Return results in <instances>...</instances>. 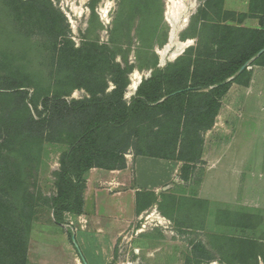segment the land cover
I'll return each mask as SVG.
<instances>
[{
	"label": "rangeland",
	"instance_id": "1",
	"mask_svg": "<svg viewBox=\"0 0 264 264\" xmlns=\"http://www.w3.org/2000/svg\"><path fill=\"white\" fill-rule=\"evenodd\" d=\"M29 1L0 0V75L14 76L29 93L27 111L12 107L10 121L26 118L28 110L36 119L38 112L46 116L42 102L47 96L72 101L91 99L105 87L110 92L115 88V70L122 72L125 100L131 103L139 81L157 72L190 60L209 68L212 60L220 62L210 52L231 54L234 50L226 49L239 43L244 29L259 28L264 11V0H39L67 20L69 31L59 40L60 46L69 39L82 51L63 69L51 59V37L42 31V21L33 20L36 31L27 24V5L21 4ZM14 7L20 9V18ZM173 22L180 30L171 43ZM181 43L187 45L182 54L177 53ZM168 46L163 60L161 53ZM260 56L243 68L241 76L243 69L227 80L231 89L214 127L201 135L202 155L190 165L188 182L171 188L174 195L163 198V209L155 212L165 221L150 217L153 211L136 221L134 230L118 242L112 264H198L192 257L202 247L215 259L208 264H241L227 259L220 237L264 241V59L259 61ZM8 104L7 98L0 99L3 108ZM2 135L0 145L6 138ZM67 149L66 144L38 138H22L7 149L0 146V190L6 188L2 199L23 224L26 240L39 229L53 227L55 174ZM127 155L135 156L136 151ZM162 167V175L169 177L168 167ZM147 173L152 179L155 170ZM222 199L225 203L217 202ZM229 200L255 206L226 204ZM126 204L131 207L130 201ZM247 215L255 230L239 228L236 218ZM259 263L263 264L261 258ZM248 264H256V256Z\"/></svg>",
	"mask_w": 264,
	"mask_h": 264
},
{
	"label": "trees",
	"instance_id": "2",
	"mask_svg": "<svg viewBox=\"0 0 264 264\" xmlns=\"http://www.w3.org/2000/svg\"><path fill=\"white\" fill-rule=\"evenodd\" d=\"M25 5L27 24L36 31L37 24L32 23L33 20L42 21V31L51 37V59L64 69L70 59L82 52L69 39L64 45L59 44L69 31L66 18L48 2L31 0L21 7ZM14 9L20 18V9ZM262 15L259 28L244 29V34L237 39L239 43L226 49H233L231 54L219 49L210 52V56L220 62L212 60L209 68L200 66L198 60H190L173 70L157 72L141 82L131 103L125 100L127 84L121 78L122 72L115 70V88L110 92H106L105 87L91 99L72 101L61 96H47L42 102L46 116L38 112L39 119H36L28 110L26 118L13 117V124L10 121L13 110L9 109L27 111L29 93L14 76L0 75V99L7 98L10 106H0V139L4 136L2 133L6 136L1 143L2 149L15 146L22 138H38L40 142L68 146L60 158V169L55 174L56 194L51 200L57 224L64 223L65 213H83L86 173L93 168L124 169L130 150L136 151L135 156L182 162V179L188 182L193 167L190 165L202 155L201 135L214 127L222 101L231 89L227 80L264 49V11ZM258 59L262 61L264 54ZM4 192L6 188L0 190V264H27L29 238H24L23 224L2 199ZM154 201L151 195L147 203ZM163 203H158L160 211ZM249 221L248 215L241 220L236 218L239 228L255 230ZM220 238L227 259L248 264L249 258L256 256V264H260V258L264 264L261 251L264 241L241 235ZM192 258L198 264L215 260L204 247L196 249Z\"/></svg>",
	"mask_w": 264,
	"mask_h": 264
},
{
	"label": "crops",
	"instance_id": "3",
	"mask_svg": "<svg viewBox=\"0 0 264 264\" xmlns=\"http://www.w3.org/2000/svg\"><path fill=\"white\" fill-rule=\"evenodd\" d=\"M149 159L159 162L156 164ZM126 164L124 169L93 168L86 173L83 213H65L63 224H57L53 219L50 222L52 228L35 231L28 245L27 264H112L118 242L134 230L136 221L149 211H153L150 217H158L155 214L160 211L158 203L165 195H174L170 189L178 183L182 187L187 183L181 179L184 164L179 161L126 155ZM162 166L170 170L169 177L162 175L165 170ZM212 167L216 169L217 166ZM212 167L208 170H213ZM150 169L155 170L152 179L147 173ZM249 174L250 171L248 177ZM247 193L249 196L248 190ZM151 195L155 201L148 204ZM127 201L131 207L127 206ZM228 203L245 208L255 206L249 202L229 200ZM158 218L165 221L163 217Z\"/></svg>",
	"mask_w": 264,
	"mask_h": 264
},
{
	"label": "bare ground",
	"instance_id": "4",
	"mask_svg": "<svg viewBox=\"0 0 264 264\" xmlns=\"http://www.w3.org/2000/svg\"><path fill=\"white\" fill-rule=\"evenodd\" d=\"M184 22H186V20H184L183 21V23ZM177 25V23H175V22H173L172 23V30H171V43L173 42V40L177 37V33L179 32V30H180V28L179 27H177L176 26ZM191 42V41H190ZM179 46H180V49L178 50V52L177 53H181L183 50H184V48H186L187 47V45H185V44H179ZM169 50V46L165 49V51H163L162 53H161V56H162V59L164 60V57H165V55L167 54V51ZM139 84V83H138ZM138 86V85H137ZM137 88V87H136ZM135 88V89H136ZM155 214H157V213H155ZM155 214H153V215H155ZM162 220V219H161Z\"/></svg>",
	"mask_w": 264,
	"mask_h": 264
},
{
	"label": "water",
	"instance_id": "5",
	"mask_svg": "<svg viewBox=\"0 0 264 264\" xmlns=\"http://www.w3.org/2000/svg\"><path fill=\"white\" fill-rule=\"evenodd\" d=\"M186 43H187V42H186ZM183 52H185V49L181 52V54H182ZM263 53H264V49L258 54V56L262 55ZM141 82H142V80L139 81L138 86L141 84ZM138 86H137V88H138ZM137 88H136V89H137Z\"/></svg>",
	"mask_w": 264,
	"mask_h": 264
}]
</instances>
